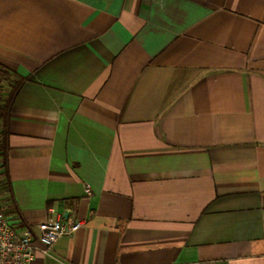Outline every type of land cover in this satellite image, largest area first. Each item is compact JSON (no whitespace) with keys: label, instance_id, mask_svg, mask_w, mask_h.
Wrapping results in <instances>:
<instances>
[{"label":"crops","instance_id":"obj_1","mask_svg":"<svg viewBox=\"0 0 264 264\" xmlns=\"http://www.w3.org/2000/svg\"><path fill=\"white\" fill-rule=\"evenodd\" d=\"M0 66L33 264H264V0H0Z\"/></svg>","mask_w":264,"mask_h":264},{"label":"built area","instance_id":"obj_2","mask_svg":"<svg viewBox=\"0 0 264 264\" xmlns=\"http://www.w3.org/2000/svg\"><path fill=\"white\" fill-rule=\"evenodd\" d=\"M85 192L91 193L89 188ZM8 212L6 201L0 199V264H33L38 250L47 254L57 240L74 235L82 227L79 221L47 220L36 226V236L30 227L16 228Z\"/></svg>","mask_w":264,"mask_h":264},{"label":"trees","instance_id":"obj_3","mask_svg":"<svg viewBox=\"0 0 264 264\" xmlns=\"http://www.w3.org/2000/svg\"><path fill=\"white\" fill-rule=\"evenodd\" d=\"M13 74L0 66V92L4 98H0V199L10 192V183L5 172L6 160V129L5 119L11 101L13 100L19 86L20 81L12 77ZM5 86V87H3ZM5 89L6 91H3ZM1 97V96H0Z\"/></svg>","mask_w":264,"mask_h":264},{"label":"rangeland","instance_id":"obj_4","mask_svg":"<svg viewBox=\"0 0 264 264\" xmlns=\"http://www.w3.org/2000/svg\"><path fill=\"white\" fill-rule=\"evenodd\" d=\"M3 87H5V86H3ZM2 90H3V91H6L5 89H2ZM2 94H3V93L0 92V96H1L0 98H1V99L4 98V97L2 96ZM1 99H0V100H1ZM0 105H1V103H0Z\"/></svg>","mask_w":264,"mask_h":264},{"label":"water","instance_id":"obj_5","mask_svg":"<svg viewBox=\"0 0 264 264\" xmlns=\"http://www.w3.org/2000/svg\"><path fill=\"white\" fill-rule=\"evenodd\" d=\"M65 218H66V216H65Z\"/></svg>","mask_w":264,"mask_h":264}]
</instances>
